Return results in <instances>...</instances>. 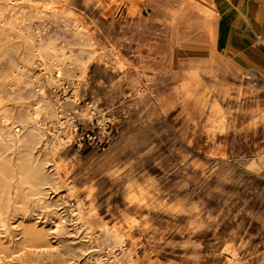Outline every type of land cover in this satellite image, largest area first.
<instances>
[{
  "label": "rangeland",
  "instance_id": "374dc122",
  "mask_svg": "<svg viewBox=\"0 0 264 264\" xmlns=\"http://www.w3.org/2000/svg\"><path fill=\"white\" fill-rule=\"evenodd\" d=\"M214 12L0 0V264H264V69Z\"/></svg>",
  "mask_w": 264,
  "mask_h": 264
},
{
  "label": "crops",
  "instance_id": "0c3cea01",
  "mask_svg": "<svg viewBox=\"0 0 264 264\" xmlns=\"http://www.w3.org/2000/svg\"><path fill=\"white\" fill-rule=\"evenodd\" d=\"M201 1L215 11L211 47L239 69H264V0Z\"/></svg>",
  "mask_w": 264,
  "mask_h": 264
},
{
  "label": "bare ground",
  "instance_id": "6f19581e",
  "mask_svg": "<svg viewBox=\"0 0 264 264\" xmlns=\"http://www.w3.org/2000/svg\"><path fill=\"white\" fill-rule=\"evenodd\" d=\"M16 126H22V125H21V123H17V125H16ZM16 126H15V127H16ZM15 131H18V132H20V131H21V127H20V128H17V129H15ZM0 132H1V131H0ZM0 155H1V154H0ZM2 158H3V157H2ZM6 158H7V157H6ZM6 158H4V159H6ZM6 163H7V161H6V162H5V161H3V162L1 161V162H0V167H1L0 169H3L4 167L8 166ZM8 163H9V162H8ZM29 168H30V167H29ZM29 168L27 169L28 171L30 170ZM31 168H32V167H31ZM25 169H26V168H25ZM35 169H36V168H35ZM27 170H26V172H27ZM26 172H24V173L27 175V173H26ZM31 172H32V171H31ZM24 173H23V174H24ZM28 173H29V172H28ZM36 174H37V173H36ZM39 174H40V173H39ZM29 175H31V176H32V174H31V173H30ZM29 175H27L26 177H23V176H22V178H23L22 180H23L24 182H29V180H30V177H29ZM32 177H33V176H32ZM20 180H21V179H20ZM21 182H22V181H21Z\"/></svg>",
  "mask_w": 264,
  "mask_h": 264
}]
</instances>
